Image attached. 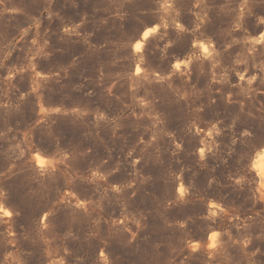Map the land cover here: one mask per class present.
I'll return each mask as SVG.
<instances>
[{
	"label": "rangeland",
	"instance_id": "rangeland-1",
	"mask_svg": "<svg viewBox=\"0 0 264 264\" xmlns=\"http://www.w3.org/2000/svg\"><path fill=\"white\" fill-rule=\"evenodd\" d=\"M263 162L264 0H0V264H264Z\"/></svg>",
	"mask_w": 264,
	"mask_h": 264
},
{
	"label": "bare ground",
	"instance_id": "bare-ground-1",
	"mask_svg": "<svg viewBox=\"0 0 264 264\" xmlns=\"http://www.w3.org/2000/svg\"><path fill=\"white\" fill-rule=\"evenodd\" d=\"M150 33V30H146L144 33H143V38L147 37ZM142 40V39H141ZM263 161V160H262ZM264 163V162H263ZM262 171V170H261ZM212 239V238H211ZM213 241V240H212ZM197 244V243H196ZM195 246V245H194ZM198 246V245H196Z\"/></svg>",
	"mask_w": 264,
	"mask_h": 264
}]
</instances>
